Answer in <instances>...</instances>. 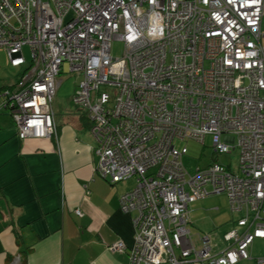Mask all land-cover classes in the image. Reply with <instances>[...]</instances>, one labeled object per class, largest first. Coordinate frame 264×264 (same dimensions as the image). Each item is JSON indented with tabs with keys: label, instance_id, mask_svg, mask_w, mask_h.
Returning <instances> with one entry per match:
<instances>
[{
	"label": "built area",
	"instance_id": "built-area-1",
	"mask_svg": "<svg viewBox=\"0 0 264 264\" xmlns=\"http://www.w3.org/2000/svg\"><path fill=\"white\" fill-rule=\"evenodd\" d=\"M0 48L23 71L0 90L20 138L55 135L57 77L82 76L73 101L99 171L111 183L136 178L120 196L135 242L110 251L127 250L126 264H264L252 253L264 239V0H0ZM207 135L217 154L239 151L235 169H187L176 140L205 145ZM220 193L242 215L214 252L210 234L194 243L188 211Z\"/></svg>",
	"mask_w": 264,
	"mask_h": 264
},
{
	"label": "crops",
	"instance_id": "crops-1",
	"mask_svg": "<svg viewBox=\"0 0 264 264\" xmlns=\"http://www.w3.org/2000/svg\"><path fill=\"white\" fill-rule=\"evenodd\" d=\"M55 100L52 137L20 138L11 114L0 111V264H126L136 229L120 196L135 184L111 183L102 175L85 111L55 106ZM205 204L189 206L190 222L211 235L218 252L228 245L224 234L237 227L242 212L226 203L223 214L213 215ZM195 239L198 245L200 235ZM120 240L127 250L108 249ZM252 253L264 257V239H257Z\"/></svg>",
	"mask_w": 264,
	"mask_h": 264
},
{
	"label": "rangeland",
	"instance_id": "rangeland-1",
	"mask_svg": "<svg viewBox=\"0 0 264 264\" xmlns=\"http://www.w3.org/2000/svg\"><path fill=\"white\" fill-rule=\"evenodd\" d=\"M124 48H125V44L123 41L114 40L112 42V53L114 56H122ZM25 54L28 58H30V49L28 47L25 48ZM19 71L20 68L13 67L10 64V59L7 51L4 48H0V87L8 84L9 82H12V80L17 76ZM57 78L60 82V85L57 89V93L55 97L56 98L55 106L57 103L59 104V106L62 107L63 106L76 107V105L73 103L72 95L78 90V86L82 79V76L74 71H69V72L61 71ZM101 89H105V88L102 86ZM2 111H5L10 114V111L7 109H4ZM205 142L206 143L204 145L201 142L196 141L195 139L176 140L175 143L177 147L181 148L184 145H187L188 147V153L187 155L184 156L183 161L189 171H193L197 167H205L209 163L216 160L222 164L230 165L232 169H235V167L239 162L238 150H235L232 153L217 154L214 151L211 135H207ZM128 181H129V185L132 186L136 183V178L132 177ZM205 201L206 204L202 205V207H206L205 209L210 214L213 213V215L223 214L224 213L223 209H225L223 208V206L226 205V203L230 205L229 199L225 193L211 194L205 198L196 200L195 202L201 204V202H205ZM192 204L193 202L190 205ZM188 215H189V221H191L190 210L188 211ZM188 226L191 229V235L193 239L195 238L197 239L199 235L203 236L205 234H208L205 233V231H197V229L191 225V222H189ZM221 231L222 230H218L217 233L220 234ZM200 241L201 240L198 239L197 242L200 243ZM256 241L257 240H255V242ZM199 243L198 246H200ZM257 248L260 249L262 248V246L258 245Z\"/></svg>",
	"mask_w": 264,
	"mask_h": 264
},
{
	"label": "trees",
	"instance_id": "trees-1",
	"mask_svg": "<svg viewBox=\"0 0 264 264\" xmlns=\"http://www.w3.org/2000/svg\"><path fill=\"white\" fill-rule=\"evenodd\" d=\"M18 68H20V72L17 74V76L15 77V79H16V81L21 77V75L23 74V71H22V69H21V67H18ZM15 81V82H16ZM15 82H13L12 84L10 83V84H6V85H3L2 87H0V90H3V89H5V88H10V87H12L13 85H14V83ZM57 93V92H56ZM74 95V94H73ZM56 97V96H55ZM73 99V98H72ZM55 100V99H54ZM74 102V101H73ZM53 103H54V101H53ZM75 104V103H74ZM76 105V104H75ZM77 106V105H76ZM52 107H53V104H52ZM77 107H79V106H77ZM79 108H81V107H79ZM81 109H83V108H81ZM4 110V109H3Z\"/></svg>",
	"mask_w": 264,
	"mask_h": 264
}]
</instances>
